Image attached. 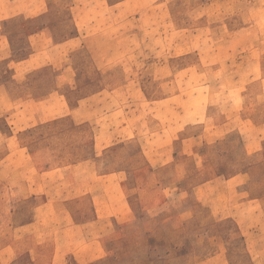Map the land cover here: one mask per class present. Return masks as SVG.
<instances>
[{"label": "crops", "instance_id": "1", "mask_svg": "<svg viewBox=\"0 0 264 264\" xmlns=\"http://www.w3.org/2000/svg\"><path fill=\"white\" fill-rule=\"evenodd\" d=\"M123 1L139 0H0V119L13 136L68 118L92 128L96 156L138 139L146 159L163 166L201 156L202 145L222 147L226 165L188 187H167L173 208L156 216L158 227L192 229L207 223L197 213L207 210L210 224L229 226L219 234L226 236L222 247L201 253L192 230L178 239L156 237L157 252L172 248L171 264H232V243L250 264H264V25L256 15L231 31L221 24L220 43L201 53L203 74H197L196 30L189 28L188 42H181L180 27H166L180 17L170 8L177 0H143L149 4L137 14L117 10ZM102 20L114 21L101 26ZM15 36L25 39L24 55L16 53L24 48L15 47ZM232 92L242 104L222 103ZM198 122L203 132H190ZM4 130L0 125L3 141ZM24 155L20 149L0 156V178L8 163L23 164L7 177L23 194L41 198L32 217L15 227L21 242L42 237L43 254L29 247L33 264H69L70 257L75 264L99 262L114 222L134 217L116 181L122 171L99 172L85 158L42 170L30 153L17 162ZM8 251L0 247V259ZM198 254L201 260L187 262Z\"/></svg>", "mask_w": 264, "mask_h": 264}, {"label": "rangeland", "instance_id": "2", "mask_svg": "<svg viewBox=\"0 0 264 264\" xmlns=\"http://www.w3.org/2000/svg\"><path fill=\"white\" fill-rule=\"evenodd\" d=\"M148 2L150 3V0ZM148 2L139 0L136 4L130 2L126 4L123 1L117 4V10L137 14L140 9L149 4ZM91 6L95 10L102 11L101 3H94ZM170 8L171 10L174 9L176 14L179 13L180 17L174 19L173 26L167 25L166 27L172 29L174 24L180 27L181 42H188L189 28H193L197 32V74H203V67H200V64H203L201 53L205 54L206 48L214 49L220 43L219 39H215L217 37L215 33L221 24L224 28L227 27L228 31H231V29L242 26V24L247 25L253 20L252 15H256V21L264 25V17H259L260 14L264 13V0H224L223 2L222 0H177L174 4H170ZM226 15L229 17L226 18ZM108 21L112 23L114 20H102L101 26L108 25ZM118 21L120 20L117 19ZM206 28L207 30L208 28L213 29V33L206 31L207 34L205 35ZM14 45L16 48H24L17 51V55L27 53L24 37L15 36ZM0 69H4L3 63H0ZM248 105L251 106L250 99ZM203 124L204 122H198L189 131H195L199 134L203 132ZM0 125L5 129V141L0 136V156H7L13 151L21 149L25 155L23 158H19L17 162L29 160L28 154L30 153L33 162L38 169L42 170L63 169L65 166L76 164L85 158L88 160L87 162L95 161L99 172L119 173L122 171V178H118L116 181L117 183L120 182L126 198L132 204L135 210L134 217L130 221L117 219L112 225L111 234L104 239L106 246L104 257L99 262L93 261L87 264H171V256L175 255L176 252H173L171 248L166 249L164 254H158L156 237L163 234L164 238L176 236L178 239V236L185 235L186 237L190 232L192 234V230L196 231L198 240L204 248L201 253L214 254L222 247L220 243L224 242V233L222 236L219 234L221 231L226 233L230 230L228 229L229 226H219L212 221L210 224V220H212L210 216L212 215H209L207 210L197 212L199 217L207 218L203 219L201 223H207L192 229L183 227V229L178 230L177 227L180 226L173 227V225L158 227L156 221L158 209H169L162 212L166 215L173 208L171 205L173 202H170L172 197L167 195L171 189L167 187H188L205 175L209 176L226 165L221 160L222 147L202 145L198 149V155L201 156L194 158L180 156L177 163L172 162L163 166L146 159L140 149V140L138 139L107 148L102 154L96 156L92 149V128H77L68 118L25 130H17L13 136L7 129L6 121L0 119ZM9 135L10 138H8ZM197 142H200L199 138ZM21 165L8 163L2 169L6 177L0 178V247L9 250L1 257L0 264H33L29 247H32V250L35 248L41 254L44 253V243L39 242L42 237L35 236V240L27 239L26 242H21L20 238L17 237L20 231L15 230L16 225L24 223L32 217L34 207L41 201V198L23 194L20 189L13 185L15 181L7 177L9 171L13 170L15 166ZM185 174H190L191 179H183L182 175ZM174 223L177 225V222ZM41 228L43 229V226ZM24 233L28 234V231ZM200 236L202 238H199ZM230 242H233V239H230ZM209 244H211L210 249ZM147 246L152 248L149 250ZM228 246L231 249L232 264H250L240 255L234 244L229 243ZM15 247L18 249L14 252ZM209 250L213 252L211 253ZM200 256L201 254L193 255L188 258L187 262H198L202 258ZM68 263L75 264V259L73 257L68 258ZM177 264H180V261Z\"/></svg>", "mask_w": 264, "mask_h": 264}, {"label": "clouds", "instance_id": "3", "mask_svg": "<svg viewBox=\"0 0 264 264\" xmlns=\"http://www.w3.org/2000/svg\"><path fill=\"white\" fill-rule=\"evenodd\" d=\"M221 101L223 104H227V105H231V106H238V105L242 104L243 99H242V97L239 96L238 93L232 92L229 95H227V97H224ZM167 195L169 197H171L173 195V193L169 192ZM167 210H169V209H167V208L162 209V211H167Z\"/></svg>", "mask_w": 264, "mask_h": 264}]
</instances>
